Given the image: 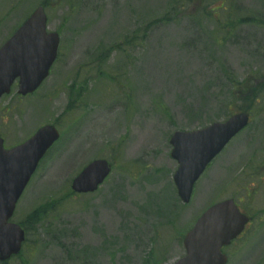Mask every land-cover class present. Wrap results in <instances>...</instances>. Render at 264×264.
Listing matches in <instances>:
<instances>
[{"label": "rangeland", "instance_id": "obj_1", "mask_svg": "<svg viewBox=\"0 0 264 264\" xmlns=\"http://www.w3.org/2000/svg\"><path fill=\"white\" fill-rule=\"evenodd\" d=\"M38 6L58 57L34 94L1 99L0 137L10 148L52 125L60 138L16 205L26 239L4 264H168L226 199L251 218L228 264H264V0H0V46ZM239 111L248 127L182 204L170 136ZM96 159L111 175L73 194Z\"/></svg>", "mask_w": 264, "mask_h": 264}, {"label": "water", "instance_id": "obj_2", "mask_svg": "<svg viewBox=\"0 0 264 264\" xmlns=\"http://www.w3.org/2000/svg\"><path fill=\"white\" fill-rule=\"evenodd\" d=\"M46 17L38 8L0 48V97L9 93L18 80V93L35 91L47 78L57 55V34H46ZM248 115L239 113L225 122H216L203 129L176 131L170 137V156L178 168L173 183L182 203L189 202L194 183L211 160L248 124ZM55 127L38 129L24 143L5 149L0 139V261L5 262L20 252L24 231L9 222L15 205L28 184L38 163L58 140ZM105 160L89 163L72 180L76 194L93 193L110 174ZM248 218L232 200L207 209L183 240L185 256L173 264H225L221 248L243 230Z\"/></svg>", "mask_w": 264, "mask_h": 264}, {"label": "flooded vegetation", "instance_id": "obj_3", "mask_svg": "<svg viewBox=\"0 0 264 264\" xmlns=\"http://www.w3.org/2000/svg\"><path fill=\"white\" fill-rule=\"evenodd\" d=\"M1 99H2V98H1ZM1 99H0V101H1ZM247 227H248V226H246V228H247ZM239 238H240V237H239ZM239 238H238V239H239Z\"/></svg>", "mask_w": 264, "mask_h": 264}]
</instances>
